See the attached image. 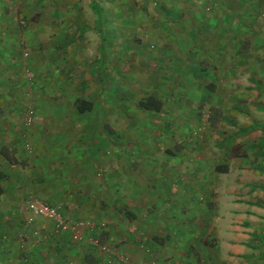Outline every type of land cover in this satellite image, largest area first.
<instances>
[{
	"label": "crops",
	"instance_id": "crops-1",
	"mask_svg": "<svg viewBox=\"0 0 264 264\" xmlns=\"http://www.w3.org/2000/svg\"><path fill=\"white\" fill-rule=\"evenodd\" d=\"M149 1L155 10L148 0L138 7L137 23L146 32L140 51L147 55L150 44L160 62L152 96L162 111L155 119L141 111L167 123L165 108L190 93L197 98L201 90L196 102L210 107L225 91L220 106L236 111L228 120L232 132L205 162L194 149V129L173 132L164 124L159 133L145 127L135 135L118 132L111 58L99 53L84 71L79 55L64 49L55 55L53 47L42 49V36L19 31L0 1V157L14 162L0 168V203L36 198L90 223L73 246L67 234L26 207L28 220L0 227V264H264V178L253 161L264 160V0ZM87 72L99 99L89 100L91 112L80 114L72 93L85 87L76 78ZM29 105L34 119L27 130L21 123ZM175 135L184 149L170 146ZM142 136L147 140L138 141ZM26 160L28 177L21 172ZM216 167L227 171L215 173ZM10 209L0 217L20 220V212Z\"/></svg>",
	"mask_w": 264,
	"mask_h": 264
},
{
	"label": "rangeland",
	"instance_id": "rangeland-1",
	"mask_svg": "<svg viewBox=\"0 0 264 264\" xmlns=\"http://www.w3.org/2000/svg\"><path fill=\"white\" fill-rule=\"evenodd\" d=\"M0 1L7 7V18L16 21L19 31H22V33L24 31H29L33 38H36L37 35L38 38L39 36H42L44 38L41 45L42 49L47 50L49 47H53L55 49V55L63 49L65 52L69 50L74 55H79V61L81 62L80 66L85 67L84 71H89L91 67L99 61V53L102 60H108L109 57L111 58L110 67L115 68L117 87L113 101H116L115 114L117 115V119L115 122V129L118 132L127 130L130 131L131 134L135 135V133L143 131V128L145 127L149 133L152 131H157L159 133V130L161 131V129H163L164 124L166 125V128L170 125L171 127L168 129L173 132H188L194 129L195 134H192L198 139L195 141V148L193 147V144H191L190 147L198 150V155H200V151L203 153L204 162L212 158L215 145L219 144L220 141L222 142L224 135H228L232 132L229 128L230 124L228 123V120H234L236 111L231 109V106L233 105H229L225 108L220 106V102L224 99L222 98V95L226 94L225 91H218L215 94V98L213 97L214 104L210 107L208 106L210 103L202 105L196 102L201 95V90H198L197 98L195 93H190V95L185 96L183 99L181 98L179 105L178 101H174L177 106L174 105L165 108L166 112L162 113L164 118L168 120L167 123H157L156 120H154L157 116H154V119H152L150 116H146L147 113L141 111L139 108V102L141 99L145 98L146 93L151 95L158 93L156 86L160 74L156 69L160 62L159 64H156L158 63V58L155 57L156 54L153 49L150 48V44L148 45L149 49L147 55L140 51V44H142L143 41L141 38H146V32L144 31L145 28L142 29L140 24L137 23L140 18V11L138 7L141 6L140 4L142 2L145 3V0H101V16H104H102L101 20L98 21L100 24H98V22L96 24V16L90 8V0ZM150 3L152 2L148 0V8L155 10L152 6H149ZM149 12L150 14L155 13V11ZM151 16L150 18H153L152 20H154V17ZM127 18L129 20H126ZM144 24L146 25V22ZM23 35H19L20 38H23ZM148 37L152 38L150 36ZM30 38L29 40H31ZM25 43L26 41L21 43L19 47L23 55L26 52ZM110 50L113 54H110ZM233 62L235 63L236 60L234 59ZM140 70H143V72L141 73ZM186 78L187 75H183L182 80ZM206 78L209 77L206 76L204 79ZM76 79H78L77 82H79V84H82L84 79L86 85L84 84L85 87L81 91H77L75 89L72 93V95H74L72 96L74 100L85 98L94 101L99 99V93L96 92V89L94 90V83L96 82H94L88 72L84 77L81 73ZM28 80L32 83L33 78L29 77ZM160 80L161 79L158 80V84ZM147 88H153V90H144ZM30 92L32 94H29L27 99H32L33 97L32 91L27 93ZM105 92L106 91H103V94H100L107 96L104 94ZM180 93L184 94L182 90ZM228 94L229 92H227V95ZM231 94L234 95V92ZM246 95L251 97L252 93L248 91L246 92ZM207 101L209 102V100ZM198 102H200V100ZM216 106L219 107L217 108ZM28 111H32L30 124H27L24 120L25 114ZM261 115L263 114H260V116ZM22 116V128L27 130L30 129L34 119V108L31 106L25 108ZM193 117H195L196 123H192ZM222 118H226L227 122L224 123ZM262 135L263 134H261V136ZM151 136L152 135L150 134L149 141L153 139ZM144 138L145 137L142 136L137 140L140 142L141 140L146 141L147 139ZM171 139H169L170 146H177L182 149L186 146L185 141L182 138H177L176 135L175 137L171 136ZM156 140L157 139H155V141ZM162 140L163 139H159L158 142H161ZM6 145L9 148H13L12 143H6ZM162 145L165 146L164 144ZM22 147L24 149L28 148V142L26 141ZM8 154H10L9 150ZM260 159L256 157L253 161L255 165L260 166L262 171H264V160L260 161ZM27 161L28 160L23 162L26 164V169L23 166L25 170L21 172L28 177L29 172L27 170L29 169ZM8 162L9 163L5 162L4 159L0 157V168L4 166L7 167L6 164L11 165L14 163L13 160H9ZM245 170L246 174H248L247 171H250V169H244V171ZM256 172L257 170H254L251 174ZM257 174L264 178V173L258 171ZM246 178L247 177H245V179ZM29 200L30 199H25L24 201L21 200L18 203H0V213L4 210H11L10 206L12 205L14 209L20 212L21 216L20 220L15 216H11V218L0 217V227L4 223L6 225H12L14 222L18 223L28 220L29 217H27L26 207ZM48 204L58 207L63 212L61 204L49 202ZM64 217H66V215H64ZM68 219L75 221L71 218ZM82 221L87 222L85 219ZM89 231L90 223H88L83 229L81 240L72 242L70 239L71 245H79L84 239L86 233ZM11 239L12 241L14 240L13 237Z\"/></svg>",
	"mask_w": 264,
	"mask_h": 264
},
{
	"label": "built area",
	"instance_id": "built-area-1",
	"mask_svg": "<svg viewBox=\"0 0 264 264\" xmlns=\"http://www.w3.org/2000/svg\"><path fill=\"white\" fill-rule=\"evenodd\" d=\"M31 117L32 111H28L24 118L27 124L31 123ZM27 210L33 216L41 217L51 222L56 233L67 234L72 242L81 240L82 231L88 224L82 220L71 221L64 217L58 207L44 203L36 198H31L28 201Z\"/></svg>",
	"mask_w": 264,
	"mask_h": 264
},
{
	"label": "trees",
	"instance_id": "trees-1",
	"mask_svg": "<svg viewBox=\"0 0 264 264\" xmlns=\"http://www.w3.org/2000/svg\"><path fill=\"white\" fill-rule=\"evenodd\" d=\"M101 0H90V8L94 12L96 16V24L99 20H101V12H102V7L100 4ZM98 24H100L98 22ZM100 27V26H99ZM139 108L143 109L144 111L148 112L151 116H156L160 114L162 111V103L155 97V96H148L146 98H143L139 102ZM75 109L76 112L83 114V113H88L91 112L92 110V102L89 100L85 99H78L75 103ZM216 173H226L227 169H223L221 167H216L214 169ZM264 173V171H262ZM4 177L3 172L0 171V180ZM2 193V189L0 187V194Z\"/></svg>",
	"mask_w": 264,
	"mask_h": 264
}]
</instances>
